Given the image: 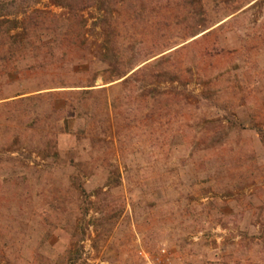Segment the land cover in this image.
<instances>
[{
  "label": "rangeland",
  "instance_id": "374dc122",
  "mask_svg": "<svg viewBox=\"0 0 264 264\" xmlns=\"http://www.w3.org/2000/svg\"><path fill=\"white\" fill-rule=\"evenodd\" d=\"M9 18L0 264H140L163 247L264 264V0H42Z\"/></svg>",
  "mask_w": 264,
  "mask_h": 264
},
{
  "label": "trees",
  "instance_id": "16d2710c",
  "mask_svg": "<svg viewBox=\"0 0 264 264\" xmlns=\"http://www.w3.org/2000/svg\"><path fill=\"white\" fill-rule=\"evenodd\" d=\"M42 0H0V18H2V20L0 19V24L2 23H11L14 24V28H17L19 26V21L16 20H10V16L11 15H15L16 17L22 13L27 12L34 4L39 3ZM52 5L57 6V7H65L68 6L70 8V10L74 13L77 14L79 11H84L88 8H90L91 4H92V0H50ZM210 30L209 32H207L204 35L210 34L214 31ZM9 32V31H8ZM194 37H196V35H194ZM20 37L15 38L17 39V41H21ZM141 68H139L138 70H136L135 72L133 71H124L120 74V79H124L123 82H126L128 79H131L132 77H134L135 75H137L141 70ZM133 72V73H132ZM89 85L87 86H82L85 88H93L94 85L91 84V82L88 83ZM102 89H106V88H102ZM92 90V89H91ZM91 90H83V91H91ZM82 91V90H80ZM29 97H27L28 99ZM30 99V98H29ZM68 102V100H67ZM259 133L261 134V136L264 138V132L262 130H259Z\"/></svg>",
  "mask_w": 264,
  "mask_h": 264
},
{
  "label": "built area",
  "instance_id": "2783aa9c",
  "mask_svg": "<svg viewBox=\"0 0 264 264\" xmlns=\"http://www.w3.org/2000/svg\"><path fill=\"white\" fill-rule=\"evenodd\" d=\"M140 264H177L173 253L166 247L160 248L156 252H150L141 248L139 251ZM218 264V263H212Z\"/></svg>",
  "mask_w": 264,
  "mask_h": 264
}]
</instances>
